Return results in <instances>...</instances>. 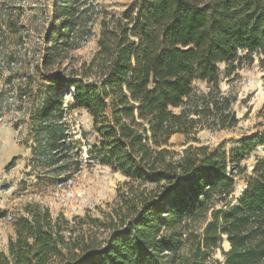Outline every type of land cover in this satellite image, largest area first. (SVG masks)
Returning <instances> with one entry per match:
<instances>
[{
    "label": "trees",
    "instance_id": "1",
    "mask_svg": "<svg viewBox=\"0 0 264 264\" xmlns=\"http://www.w3.org/2000/svg\"><path fill=\"white\" fill-rule=\"evenodd\" d=\"M24 16L0 0V53L7 35L18 39ZM47 16L45 114L61 127L72 112L92 122L70 143L68 131L49 132L50 148L64 163L85 148L90 166L125 180L104 220L27 206L0 264H264V158L251 171L242 165L264 146V130L230 150L197 138L240 123L220 65L229 77L257 57L264 83V0H133L119 15L88 0H53ZM94 36L88 63L53 72ZM177 135L189 144L180 152ZM239 178L246 187L233 198Z\"/></svg>",
    "mask_w": 264,
    "mask_h": 264
},
{
    "label": "rangeland",
    "instance_id": "2",
    "mask_svg": "<svg viewBox=\"0 0 264 264\" xmlns=\"http://www.w3.org/2000/svg\"><path fill=\"white\" fill-rule=\"evenodd\" d=\"M10 6L25 13L18 39L7 35L4 51L0 53V255L7 252L10 239L15 237L16 222L26 215L29 205H38L53 216L64 215L69 220L96 217L104 220L117 202L121 173L104 166H90L84 148L82 158L69 154L62 162L49 145V132H69V143L79 140L81 132L91 133V118L85 111L72 112L68 124L61 127L55 119L48 120L45 109L49 105L50 82L41 67L45 52L47 11L53 0H8ZM110 15L124 12L133 0H88ZM96 35L99 27H95ZM97 50V37L90 38L81 48L66 54L54 73L76 69L88 63ZM44 51V52H43ZM221 90L237 99L234 104L239 124L226 130H202L197 134L201 144L226 145L237 148L242 137L264 130L260 110L264 104L263 71L259 59L240 67L226 76V65L219 66ZM206 82L197 81L194 88L207 90ZM183 135L172 137L173 149L180 152L188 145ZM75 152V151H74ZM264 158V146H258L243 161L249 171L258 159ZM79 161L82 165H79ZM232 196L238 198L245 190L239 178ZM231 197V198H232ZM225 250L228 243H223ZM216 258H221L218 251Z\"/></svg>",
    "mask_w": 264,
    "mask_h": 264
}]
</instances>
